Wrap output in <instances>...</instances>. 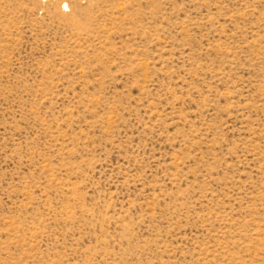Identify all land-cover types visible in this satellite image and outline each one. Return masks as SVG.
<instances>
[{
    "label": "rangeland",
    "instance_id": "374dc122",
    "mask_svg": "<svg viewBox=\"0 0 264 264\" xmlns=\"http://www.w3.org/2000/svg\"><path fill=\"white\" fill-rule=\"evenodd\" d=\"M0 264H264V0H0Z\"/></svg>",
    "mask_w": 264,
    "mask_h": 264
}]
</instances>
